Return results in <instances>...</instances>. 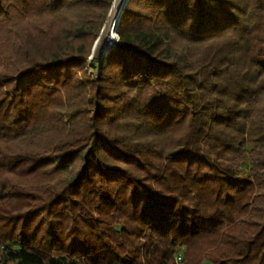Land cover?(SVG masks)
Listing matches in <instances>:
<instances>
[{
    "label": "trees",
    "instance_id": "trees-1",
    "mask_svg": "<svg viewBox=\"0 0 264 264\" xmlns=\"http://www.w3.org/2000/svg\"><path fill=\"white\" fill-rule=\"evenodd\" d=\"M113 1L0 0V264H264V0H126L94 77Z\"/></svg>",
    "mask_w": 264,
    "mask_h": 264
},
{
    "label": "rangeland",
    "instance_id": "rangeland-1",
    "mask_svg": "<svg viewBox=\"0 0 264 264\" xmlns=\"http://www.w3.org/2000/svg\"><path fill=\"white\" fill-rule=\"evenodd\" d=\"M125 3H126V0H114L112 2L111 7H110V10H109L108 19H107V21H106V23H105V25H104V27H103L100 35L96 38V40L94 41V43L92 45V49H93V46L94 45H95V47H94L93 53L91 51V54H90V56H91V58H90V71L91 70H94L98 66V64H101L103 62V58H104V56H103L104 55L103 48L104 47L101 44V41L104 40V36H105V34L107 32L106 31V26H107V23H108V20H109L111 11L114 9V6H115L116 7V10L118 11L117 12V15L119 14V16H120V13H121V11H122L123 6L125 5ZM119 16H118V18H119Z\"/></svg>",
    "mask_w": 264,
    "mask_h": 264
},
{
    "label": "bare ground",
    "instance_id": "bare-ground-1",
    "mask_svg": "<svg viewBox=\"0 0 264 264\" xmlns=\"http://www.w3.org/2000/svg\"><path fill=\"white\" fill-rule=\"evenodd\" d=\"M115 3V2H114ZM115 5V4H114ZM119 9V8H118ZM116 7L114 6V9L110 13V17L106 26V34L104 36V40L101 41V44L103 45V53L110 48V43L112 41H115V28L118 21V15H117Z\"/></svg>",
    "mask_w": 264,
    "mask_h": 264
},
{
    "label": "built area",
    "instance_id": "built-area-1",
    "mask_svg": "<svg viewBox=\"0 0 264 264\" xmlns=\"http://www.w3.org/2000/svg\"><path fill=\"white\" fill-rule=\"evenodd\" d=\"M115 34H116V36H115V41H112V42L110 43V48H108V49L104 52V55H103L104 58H105L107 52L115 46V43H116V41H117V39H118V35H117L116 32H115ZM90 58H91V56H89V58H88V62H87V64H86V70H87V72H88L90 75H92V76L95 77V76H97V74H98V70H99L100 66L104 64L105 60H104V58H103V62H102L101 64H98V66H97L94 70H91V71H90ZM175 261H176L177 263L181 262V256H180V254H177V255H176V257H175Z\"/></svg>",
    "mask_w": 264,
    "mask_h": 264
},
{
    "label": "water",
    "instance_id": "water-1",
    "mask_svg": "<svg viewBox=\"0 0 264 264\" xmlns=\"http://www.w3.org/2000/svg\"><path fill=\"white\" fill-rule=\"evenodd\" d=\"M118 16H119V14H118ZM94 47H95V45L93 46L92 53H93Z\"/></svg>",
    "mask_w": 264,
    "mask_h": 264
}]
</instances>
